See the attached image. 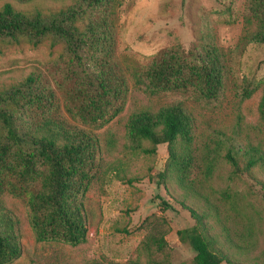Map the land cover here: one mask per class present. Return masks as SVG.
Wrapping results in <instances>:
<instances>
[{"label": "trees", "instance_id": "16d2710c", "mask_svg": "<svg viewBox=\"0 0 264 264\" xmlns=\"http://www.w3.org/2000/svg\"><path fill=\"white\" fill-rule=\"evenodd\" d=\"M70 1L68 7L46 12L18 11L10 4L0 8V52L46 45L58 53L49 67L51 82L30 75L17 84L0 87V197L24 200L37 243L77 247L87 239L91 212L86 194L101 178V148L96 135L57 118L58 104L51 83L63 92L66 113L74 121L98 128L121 113L131 89L151 98L216 100L228 81L231 56L219 46L215 27L206 18L200 38L187 48L175 44L144 64L130 61L123 72L114 56L113 31L116 14L125 0ZM211 14L224 24L235 21L229 5ZM241 24L235 49L239 56L249 46L264 47V0H244ZM254 91L245 81L239 101L247 100ZM258 112L264 126V89ZM193 130L192 111L182 102H173L131 114L126 138L132 151L145 154H154L164 145L168 164L158 175L161 181L170 172L181 190L203 201L201 211L180 202L194 221L193 226L176 232L178 241L195 253L190 264H246L224 253L209 224L219 218L211 199L217 193L208 189L215 165L210 160H197L192 149ZM143 142L150 148H143ZM226 161L234 175L248 173L258 162L250 157L241 169L231 155ZM220 196L229 207L228 216L246 217L240 207L242 201L237 202L228 192ZM159 206L162 211L171 209L161 199ZM143 225L146 233L137 254L146 259L144 264H171L164 219L151 216ZM253 234L251 227L242 229L237 237L224 229V241L244 251L253 244ZM21 255L18 222L0 211V264H11ZM129 264H140V260Z\"/></svg>", "mask_w": 264, "mask_h": 264}, {"label": "rangeland", "instance_id": "374dc122", "mask_svg": "<svg viewBox=\"0 0 264 264\" xmlns=\"http://www.w3.org/2000/svg\"><path fill=\"white\" fill-rule=\"evenodd\" d=\"M10 4L24 12L55 11L71 5L70 0H0V8ZM232 6L234 23L224 24L211 14ZM244 0H125L119 8L115 24V60L122 71L130 61L148 62L161 50L179 44L187 48L200 38L205 19L215 27L219 46L231 56L228 81L223 93L210 101L161 96L151 98L142 92L129 90L124 107L117 116L98 128L84 127L74 121L64 107L63 92L53 83L58 104V119L72 128L84 129L98 137L101 148V178L94 181L86 194L91 212L86 242L77 247L64 244L37 243L27 219L24 200L11 196L0 197V211L18 222L22 255L11 264H129L146 259L137 249L146 233L143 222L154 216L164 219L168 233L165 237L171 264H190L195 253L178 241L176 232L193 226L190 214L180 202L201 211L203 201L181 190L173 174L161 181L168 164L164 145L154 154L132 151L126 138L129 116L143 109L182 102L194 118L192 149L197 160H210L215 169L208 189L215 191L212 199L218 208V219L210 220L220 246L231 259L246 264L264 261V126L259 120V103L264 89V47L249 46L239 56L236 45L241 34V13ZM57 52L46 45L3 49L0 52V87L39 75L51 82L49 67ZM245 81L255 91L240 102L238 93ZM143 148L150 145L143 142ZM231 155L244 169L249 158L258 161L248 173L234 175L226 156ZM259 160H262L259 161ZM263 183V184H262ZM228 192L246 211L245 218L227 215L229 207L221 199ZM159 199L171 209L162 211ZM251 227L253 244L239 251L224 241V229L233 237Z\"/></svg>", "mask_w": 264, "mask_h": 264}]
</instances>
